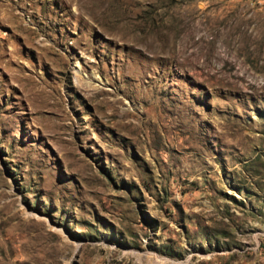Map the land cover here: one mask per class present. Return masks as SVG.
<instances>
[{
    "label": "rangeland",
    "instance_id": "1",
    "mask_svg": "<svg viewBox=\"0 0 264 264\" xmlns=\"http://www.w3.org/2000/svg\"><path fill=\"white\" fill-rule=\"evenodd\" d=\"M0 264H264V0H0Z\"/></svg>",
    "mask_w": 264,
    "mask_h": 264
}]
</instances>
